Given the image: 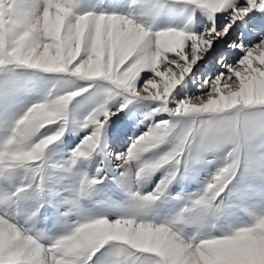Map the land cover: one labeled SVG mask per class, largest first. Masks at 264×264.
<instances>
[{"label": "snow or ice", "instance_id": "6c2138e0", "mask_svg": "<svg viewBox=\"0 0 264 264\" xmlns=\"http://www.w3.org/2000/svg\"><path fill=\"white\" fill-rule=\"evenodd\" d=\"M179 2L131 0L120 14L79 13V0H0V94L8 100L25 86L17 68L66 74L0 143V179L23 174L0 205H15L16 216L26 211L32 222L24 227L0 208V264H93L102 249L98 264H264V153L251 145L264 133V0H184L183 11ZM177 13L183 26H157ZM92 83L97 102L77 121L70 105ZM133 101L155 102L151 122L125 151L109 153L107 124ZM74 124L88 131L68 169L95 155L101 162L68 201L67 231L49 239L34 227L54 167L47 152ZM113 156L134 181L162 175L146 193L118 184L131 203L90 212L82 201L104 182ZM213 162L197 192L171 195L173 182ZM167 201L174 212H152ZM242 215L248 219L236 223Z\"/></svg>", "mask_w": 264, "mask_h": 264}, {"label": "rangeland", "instance_id": "374dc122", "mask_svg": "<svg viewBox=\"0 0 264 264\" xmlns=\"http://www.w3.org/2000/svg\"><path fill=\"white\" fill-rule=\"evenodd\" d=\"M130 4L131 0H79L77 12L99 13L104 11L126 14L130 10ZM186 7L190 6H187L184 0H180L178 4L179 10L183 11ZM200 15L205 23L200 26L199 30H203L205 26H208V23L206 16H203L202 13H200ZM183 23L184 17L179 13L165 14L160 21H158L157 26L181 27ZM240 38L244 39L243 34H241ZM34 71L38 73L36 76H32ZM16 72L22 77L25 86L21 88L15 97L8 100L0 94V143H2L4 138L9 134L13 121L22 115L32 103L42 100L48 91L53 88L56 81L60 79L62 75H66L44 73L39 70L23 67L17 68ZM90 83L89 81L77 80L76 86L86 87ZM96 89L97 85L92 83L91 87H88V91L74 99L70 105L72 118L77 121H82L87 113L91 111L98 99L95 95ZM198 91V89L193 88L188 94L191 95L193 92L198 93ZM115 107L116 105L113 104V111H115ZM153 107H155V102L133 101L123 113L117 112L115 116L111 117L107 124L106 151L109 153L125 151L132 140L147 129L148 124L151 122V118L146 117ZM155 118L166 119L167 116L166 114H160ZM87 131V129H82L79 124L71 125L69 131L65 133L61 140L54 143L48 149L47 154L54 167L48 170L45 181L44 209H41V213L39 218L35 221L34 227L38 230H42L49 239H54L67 231L66 220L62 214L68 211V201L75 197L76 189L81 179L85 176L91 177L95 175L96 169L100 165L101 157L95 155L91 159H81L71 170L68 169L71 149L80 143L81 138L87 134ZM251 145L254 152L264 153V133L255 137ZM209 159L212 158L209 157ZM119 163L120 162L116 160L114 156L111 160L105 161L106 178L102 184L94 187L91 195L87 199L82 201L85 209L95 213L101 211L103 206L113 203L127 206L131 203V199L125 195L118 184L124 187H131L133 191L139 190L142 193H146L154 188L156 181H158L162 175V173L158 171L149 178L134 181L131 179V173L126 171L125 168L115 167ZM215 166V162L199 166L197 172L185 177L183 180L173 182L169 186V192L173 197L182 192L189 194L197 192L202 186V183L215 170ZM134 170L133 168L131 171L134 172ZM120 173H125V175L121 176ZM101 174L103 175L104 173ZM113 176H116V181L111 179ZM22 180V173L9 174L8 178L0 179V199L14 192L16 187L22 183ZM31 203V201L23 202L21 208L24 209ZM252 206H259L258 198L253 201ZM4 207H7L9 214L15 217L24 227L32 226L31 221L25 223L27 219L26 211H21L20 215L16 216L17 210L15 205H0V208ZM45 209H47V211H45ZM174 210V204L171 201L164 203L158 202L152 207V212L157 214L160 218L174 212ZM58 216L60 217L59 220L57 219ZM67 219H75V217L72 216ZM247 219L248 217L246 215H242L241 219L235 222L241 223ZM48 242V240L45 241V243ZM102 254L103 249L93 258V264H98V262L103 259Z\"/></svg>", "mask_w": 264, "mask_h": 264}, {"label": "bare ground", "instance_id": "6f19581e", "mask_svg": "<svg viewBox=\"0 0 264 264\" xmlns=\"http://www.w3.org/2000/svg\"><path fill=\"white\" fill-rule=\"evenodd\" d=\"M264 33H261V35H263ZM115 140H117V139H115ZM120 145V144H119Z\"/></svg>", "mask_w": 264, "mask_h": 264}]
</instances>
